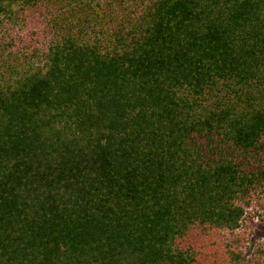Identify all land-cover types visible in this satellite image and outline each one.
Returning a JSON list of instances; mask_svg holds the SVG:
<instances>
[{"label": "trees", "instance_id": "trees-1", "mask_svg": "<svg viewBox=\"0 0 264 264\" xmlns=\"http://www.w3.org/2000/svg\"><path fill=\"white\" fill-rule=\"evenodd\" d=\"M258 206L264 0H0V264H264Z\"/></svg>", "mask_w": 264, "mask_h": 264}, {"label": "rangeland", "instance_id": "rangeland-1", "mask_svg": "<svg viewBox=\"0 0 264 264\" xmlns=\"http://www.w3.org/2000/svg\"><path fill=\"white\" fill-rule=\"evenodd\" d=\"M134 1H131L133 3ZM44 23L40 21H36L33 23L28 24L26 20L24 19L23 23L18 25L13 33H16L18 30L17 28L23 29V32L20 33V36H25L28 39V42H33L35 43L37 40L35 39L36 37L31 34V32L28 30V27H33L38 25L42 27ZM112 29V26L109 28V30ZM19 31V30H18ZM17 34V33H16ZM32 35V37H31ZM21 45V43L19 44ZM264 209H261L259 206L256 209L249 210L248 213L246 214L244 220L241 223V227L239 229V232L241 233H247V247L243 248L245 257H249L251 254L252 250L254 249L256 243L258 241L264 240ZM217 249H222V247H218ZM221 253V252H220ZM219 259L225 258V256L221 253L218 255ZM227 260V259H225ZM228 262V260L226 261Z\"/></svg>", "mask_w": 264, "mask_h": 264}]
</instances>
